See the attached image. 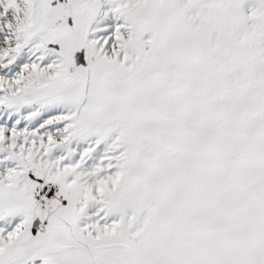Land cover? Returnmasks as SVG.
I'll return each mask as SVG.
<instances>
[{
	"label": "snow or ice",
	"instance_id": "obj_1",
	"mask_svg": "<svg viewBox=\"0 0 264 264\" xmlns=\"http://www.w3.org/2000/svg\"><path fill=\"white\" fill-rule=\"evenodd\" d=\"M0 264H264V0H0Z\"/></svg>",
	"mask_w": 264,
	"mask_h": 264
}]
</instances>
